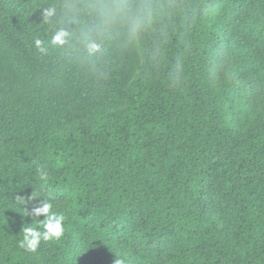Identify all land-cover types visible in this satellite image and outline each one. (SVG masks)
<instances>
[{"label":"trees","instance_id":"trees-1","mask_svg":"<svg viewBox=\"0 0 264 264\" xmlns=\"http://www.w3.org/2000/svg\"><path fill=\"white\" fill-rule=\"evenodd\" d=\"M0 264H264V0H0Z\"/></svg>","mask_w":264,"mask_h":264},{"label":"clouds","instance_id":"clouds-1","mask_svg":"<svg viewBox=\"0 0 264 264\" xmlns=\"http://www.w3.org/2000/svg\"><path fill=\"white\" fill-rule=\"evenodd\" d=\"M137 21L133 20L132 27L135 29ZM67 33L64 31H58L52 36L51 43L54 46H63L65 44V37ZM36 45L39 47L41 45L40 40H36ZM93 50L98 46L91 45ZM40 178L42 180H47V172L40 170ZM38 194L33 195L30 199H37ZM17 200L22 201L23 199L17 198ZM32 217L36 218V221L32 222L31 226L23 227V238L19 242V247L24 249L29 253H36L41 242L58 241L64 235V221L65 216L63 213H59L53 210V204L49 202V198L42 200V203L38 207L34 208L32 213H28ZM40 216H43L42 221L38 220Z\"/></svg>","mask_w":264,"mask_h":264}]
</instances>
